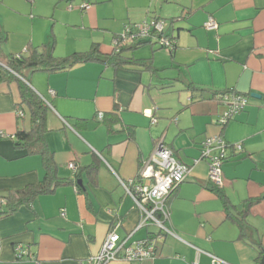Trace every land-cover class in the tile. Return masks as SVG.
I'll list each match as a JSON object with an SVG mask.
<instances>
[{
  "label": "crops",
  "instance_id": "obj_1",
  "mask_svg": "<svg viewBox=\"0 0 264 264\" xmlns=\"http://www.w3.org/2000/svg\"><path fill=\"white\" fill-rule=\"evenodd\" d=\"M55 1L70 7L64 11L62 5L57 13L55 6L47 19L48 14L38 13L39 0L25 11L4 7L0 0L5 9L0 34L6 38L0 51L14 55L29 45L45 46L66 58L96 47L102 57L113 51L112 40L125 24L150 19L164 22L176 49L171 54L144 43L125 52L133 60L151 62L156 74L93 61L66 72L30 76L29 88L47 106L44 137L57 177L74 184L0 218V264H88L111 232L129 236L131 242L155 238L154 258L141 264H212L209 255L224 264H253L259 247L264 250V0H126L123 13L110 0H85L91 5L87 11L80 8L84 0ZM27 12L34 15L20 28V17ZM43 18L52 24L50 32L49 23L40 34ZM208 18L217 23L215 31L203 27ZM226 90L245 96L248 104L220 126L224 108L212 96ZM19 102L17 84L0 83L4 195L43 178L40 157L27 156L14 145L17 131L30 129L26 113L17 116ZM98 113L117 115L115 133H107ZM76 121L85 123L77 128ZM215 136L242 148L229 152L219 188L208 182L207 163L199 160L202 142ZM158 143L191 169L167 199L166 226L172 235L161 238L153 226L136 229L142 215L121 183L137 176ZM246 202L253 204L246 209ZM18 246L30 259H17Z\"/></svg>",
  "mask_w": 264,
  "mask_h": 264
},
{
  "label": "built area",
  "instance_id": "obj_2",
  "mask_svg": "<svg viewBox=\"0 0 264 264\" xmlns=\"http://www.w3.org/2000/svg\"><path fill=\"white\" fill-rule=\"evenodd\" d=\"M32 1V0H29ZM91 5L84 1L80 8L89 10ZM164 22L159 19L145 20L140 23H128L123 26L122 32L112 40L113 50L118 53L123 48L135 47L141 43L151 41L155 46L166 50L173 48V42L164 34ZM208 31H215L217 23L208 18L203 24ZM54 96L53 91L50 92ZM217 103L224 108V112L218 118V124L225 126L233 117L243 112L248 104V99L237 93H227L218 96ZM18 117H23L21 111ZM102 121L103 113L96 116ZM157 122L152 120V124ZM241 145L228 144L219 136L210 137L201 144V155L199 160H205L208 166V182L217 188L222 186V166L226 162L231 150L240 152ZM198 161L195 160V163ZM68 168L76 172V167L69 164ZM191 169L180 163L173 152L158 143L150 156L145 159L139 168L137 176L122 183L126 194L140 211L142 219L136 229L143 226H153L158 230V236L163 234L172 235L166 224L169 221L170 211L167 199L170 194L189 176ZM3 203V202H1ZM129 236L120 237L115 232L107 234L99 252L89 258L88 264H108L115 260H123L129 263L141 264L147 259L155 256V238L149 237L137 241H129ZM17 259H30L27 250L18 246L15 248ZM212 264H224V262L212 255ZM33 259V257H32Z\"/></svg>",
  "mask_w": 264,
  "mask_h": 264
},
{
  "label": "trees",
  "instance_id": "obj_3",
  "mask_svg": "<svg viewBox=\"0 0 264 264\" xmlns=\"http://www.w3.org/2000/svg\"><path fill=\"white\" fill-rule=\"evenodd\" d=\"M171 21L173 22V19ZM164 34L173 42V48L167 50L173 54V51L176 49V42L175 39L166 35L165 26ZM5 39V36L2 38V35L0 34V45ZM147 43L154 45L151 41H148ZM142 44L144 43L135 47L123 48L118 53L113 50L110 54L103 55L102 57L96 47H93L89 52L75 53L66 58L54 56L52 50L45 46L29 45L24 52L14 55H5L0 51V83L15 82L17 84L20 95V102L16 105L17 112L21 111L24 114L26 113L30 121V129L17 131L14 145L16 148L23 150L27 156L35 155L40 157L43 169V178L37 184L26 186L5 195L0 194V218L14 214L22 206L30 208L32 202L36 198L50 195L59 187L71 183L74 184L73 180L57 177V166L44 137L46 132L47 106L44 100L29 88L28 83L30 76L36 73L54 74L66 72L74 66L87 64L93 61L102 62L114 68L146 69L156 74L157 71L153 69L151 62L133 60L125 55L127 50L136 49ZM186 88L193 92L196 91L195 88L193 89L192 85H187ZM233 92L234 90H226L214 93L212 99L217 102L216 99L218 96ZM80 123L82 124L83 121H76L75 125L77 128L78 124L81 125ZM99 123H102L105 126L108 134H113L115 133L116 125L119 123V118L115 113L106 114L103 115V119L102 121H99ZM75 177L79 178L80 176L75 174ZM215 192L217 191L215 190ZM221 198L224 206H227V202L223 197ZM252 204L253 202H246V209ZM241 231H244L242 226ZM253 264H264L263 248L259 247L257 258Z\"/></svg>",
  "mask_w": 264,
  "mask_h": 264
},
{
  "label": "rangeland",
  "instance_id": "obj_4",
  "mask_svg": "<svg viewBox=\"0 0 264 264\" xmlns=\"http://www.w3.org/2000/svg\"><path fill=\"white\" fill-rule=\"evenodd\" d=\"M111 2V5L114 6L115 10H118L119 12L123 13L124 12V5L125 4H128L129 3L126 1V0H110ZM5 4H4V7H9L10 9H14L16 10V8L18 7L20 9V11H25L26 10V6H30V2L28 0H5ZM132 2V1H131ZM41 4V5H40ZM62 5H64V11H66L68 9L69 4H66L64 1H55L53 2V0H39V5H38V13H42L43 15H46L48 14V16H46L47 19H50V15L54 9L55 6H57V13H60L62 10ZM5 9H3V7L0 9V18L2 17V14H3V17H4V11ZM22 15L24 17H20V20H21V24H19V27L20 28H25L24 27V22L26 23V26H27V22H26V18L27 20H31V18L33 17L34 13H30V12H27L26 14L22 13ZM59 16V15H58ZM65 18V17H64ZM38 20V18H35V20ZM45 18L43 19H40L38 21V24L39 27H38V30H39V33L40 34H43V26L45 27L47 24L50 23V28H49V32H50V29H51V24L52 22L50 20H47ZM65 31V30H64ZM25 32V31H24ZM25 36V35H24ZM21 38V36H20Z\"/></svg>",
  "mask_w": 264,
  "mask_h": 264
},
{
  "label": "water",
  "instance_id": "obj_5",
  "mask_svg": "<svg viewBox=\"0 0 264 264\" xmlns=\"http://www.w3.org/2000/svg\"><path fill=\"white\" fill-rule=\"evenodd\" d=\"M251 98L259 100L260 99V96L257 95V94H251ZM77 184L79 186H82L81 181H77Z\"/></svg>",
  "mask_w": 264,
  "mask_h": 264
}]
</instances>
